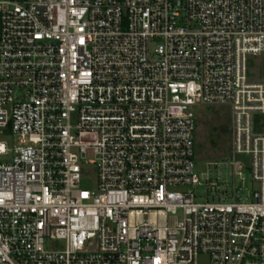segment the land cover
Listing matches in <instances>:
<instances>
[{"label":"built area","instance_id":"built-area-1","mask_svg":"<svg viewBox=\"0 0 264 264\" xmlns=\"http://www.w3.org/2000/svg\"><path fill=\"white\" fill-rule=\"evenodd\" d=\"M262 52L264 0H0V264H264ZM203 107L231 114L225 187Z\"/></svg>","mask_w":264,"mask_h":264},{"label":"rangeland","instance_id":"rangeland-1","mask_svg":"<svg viewBox=\"0 0 264 264\" xmlns=\"http://www.w3.org/2000/svg\"><path fill=\"white\" fill-rule=\"evenodd\" d=\"M248 77L250 80L264 82V52L248 56ZM197 112V129L195 131L196 147H195V163L196 170L199 175L204 178L207 173L212 182L221 183V187L229 182L227 175L228 167L224 165L226 160L230 159V136L229 124L231 114L228 108L211 107V108H195ZM260 117V129L264 132V115ZM3 137H0L2 140ZM246 168L250 166V158L245 155H238ZM219 166H214V164ZM87 175L82 179L84 188L92 189L96 184V167L95 165H86ZM247 186L255 189L256 185L251 180L249 169L245 170ZM196 194L200 198L207 195V187L205 185L195 189Z\"/></svg>","mask_w":264,"mask_h":264}]
</instances>
